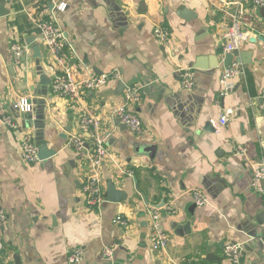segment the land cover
<instances>
[{
  "label": "crops",
  "instance_id": "obj_1",
  "mask_svg": "<svg viewBox=\"0 0 264 264\" xmlns=\"http://www.w3.org/2000/svg\"><path fill=\"white\" fill-rule=\"evenodd\" d=\"M222 1L64 0L55 12L76 79L121 73V80L99 90L81 89L74 101L53 95L50 83L41 84L42 75L51 81L54 61L33 19H47V0H6L10 14L0 18V206L7 221L0 224V264H70L74 251L82 256L80 264H229L228 242L245 245L246 264H264V195L251 186L255 166L264 164V9L255 11V37L233 55L243 72L222 96L221 74L229 65L219 42L229 22ZM155 27L170 31V46L154 38ZM31 38L35 42L28 45ZM14 41L31 50L20 67L12 60ZM34 45L41 47V59L34 58ZM185 70L195 75L191 90L182 87ZM121 82L125 88L144 87L142 101L133 107L141 136L118 126L113 115L124 100ZM22 97L33 100L29 129L13 108ZM229 108L235 116L216 132L213 122ZM83 113L100 121L121 167H102L105 193L114 183L128 197L96 213L86 206L85 174L68 147L71 135L81 133ZM5 116L21 129L4 127ZM26 130L56 155L27 165L21 154ZM140 145L157 148L153 160L136 152ZM238 147L243 155H236ZM193 190L210 205L198 207ZM151 208L160 210L169 236L163 252L150 247ZM118 214L128 220L127 228L113 223ZM112 246L114 258L108 259L103 251Z\"/></svg>",
  "mask_w": 264,
  "mask_h": 264
},
{
  "label": "built area",
  "instance_id": "obj_2",
  "mask_svg": "<svg viewBox=\"0 0 264 264\" xmlns=\"http://www.w3.org/2000/svg\"><path fill=\"white\" fill-rule=\"evenodd\" d=\"M10 3L12 0H9ZM64 0H47L46 4L49 7L47 19L35 18V23L40 32L42 42L47 48L50 57L54 61L53 66L50 67L52 74L51 78V93L61 98H68L74 101L80 100V90L96 91L112 81L121 80V73L119 70H113L109 73L101 75L92 74L89 78L82 81L76 79L75 73L68 68L64 50L67 45L64 39L63 31L57 21L56 10L63 4ZM223 13L228 19V23L224 26V33L221 35L219 42L223 44V51L226 55H234L240 52L242 46L255 37V11L257 9H264V0H223ZM154 38L162 43L164 46L171 45V33L164 27H155ZM13 64L20 67L31 55L29 46L23 45L18 41H14L10 45ZM243 70L240 63L233 60L226 66L221 74V85L223 86L222 96H227L228 92L234 88L235 80L241 76ZM182 87L187 90L193 89L195 86L194 72L185 70L182 72ZM145 95L144 87L138 84L127 86L124 91L123 102L114 110L113 115L124 125L133 135L141 136L143 134V125L140 118L134 112V105L139 104ZM261 111L264 119V86L260 93ZM30 97H22L15 101L13 108L20 114L30 115L31 120L28 119L29 129L33 124L34 105ZM216 105L220 106L221 102L216 101ZM235 110L226 109L224 114L220 117L218 123L213 122L216 132L221 127L227 126L231 118L235 116ZM3 126L13 130L21 129L10 116L3 118ZM80 134L71 135L68 147L78 155L79 169L85 174L82 182V195L84 197L87 208L91 212H100L106 202L104 180L102 178V167L106 163L115 165L119 168L115 159V155L108 147V134L106 135L97 118L90 114L83 113L79 118ZM22 159L27 165H33L40 161L39 159V145L35 136L30 131H24L21 141ZM244 150L241 147L237 148L236 155H243ZM128 177H133L134 172L130 170H123ZM252 189L256 193L264 195V164L255 166L253 170ZM192 196L194 202L198 207L209 206L210 203L200 190H193ZM172 212V209L168 207ZM149 217V240L150 247L153 251L163 252L167 249L169 243V236L165 232L161 222L160 210L151 208L148 211ZM7 221L6 211L0 206V224ZM117 226L127 228L129 226L128 220L122 215L118 214L113 220ZM244 244L239 242H228L224 248V258L229 264H246ZM115 248L106 247L103 251V256L108 259H113ZM3 246L0 242V262ZM82 256L78 251H74L69 256L70 264H80Z\"/></svg>",
  "mask_w": 264,
  "mask_h": 264
},
{
  "label": "water",
  "instance_id": "obj_3",
  "mask_svg": "<svg viewBox=\"0 0 264 264\" xmlns=\"http://www.w3.org/2000/svg\"><path fill=\"white\" fill-rule=\"evenodd\" d=\"M9 14H10V11L6 9V0H0V18L8 16ZM34 42H35V39L31 38L28 40L27 43H28V45H32V43H34ZM32 49H33V53H34V58L41 59L42 58L41 47L39 45H34ZM242 57H244V55H242ZM228 58H229V64H230L233 61V56L229 55ZM196 68L201 69L202 66L197 65ZM47 78L48 77L46 75H42L41 76V84H44V85H49V83L51 84V81H49L50 79H47ZM120 85L122 86V88H125L124 83L121 82ZM22 118L24 120L23 127L27 128L28 124H29L28 119L31 120L32 117L30 115L22 114ZM117 124L121 128L124 126V125L122 126L120 121H117ZM124 128H126V127L124 126ZM63 137L65 139H67V136L64 135ZM156 151H157V148L155 146H151V145H140L136 149V152L138 154L143 155V156H147L151 160L154 159ZM55 155H56V151L49 150L47 145H41L39 147V159H40V161L47 160L51 157H54ZM127 198H128L127 194L124 193L123 191L118 190L114 183L107 184V190L105 193V199H106L107 203L121 204L123 201H126Z\"/></svg>",
  "mask_w": 264,
  "mask_h": 264
}]
</instances>
